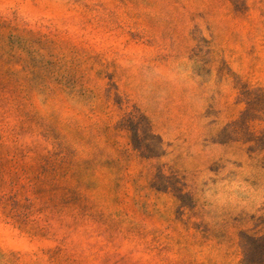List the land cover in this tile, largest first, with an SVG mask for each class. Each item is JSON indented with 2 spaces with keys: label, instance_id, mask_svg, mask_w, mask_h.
<instances>
[{
  "label": "rangeland",
  "instance_id": "rangeland-1",
  "mask_svg": "<svg viewBox=\"0 0 264 264\" xmlns=\"http://www.w3.org/2000/svg\"><path fill=\"white\" fill-rule=\"evenodd\" d=\"M0 264H264V0H0Z\"/></svg>",
  "mask_w": 264,
  "mask_h": 264
}]
</instances>
